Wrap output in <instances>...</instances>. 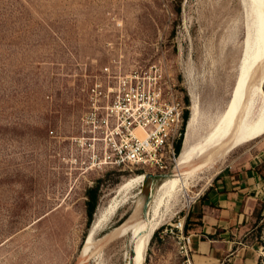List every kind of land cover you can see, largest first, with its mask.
Masks as SVG:
<instances>
[{
  "label": "rangeland",
  "instance_id": "1",
  "mask_svg": "<svg viewBox=\"0 0 264 264\" xmlns=\"http://www.w3.org/2000/svg\"><path fill=\"white\" fill-rule=\"evenodd\" d=\"M246 1L0 0V264H133L134 229L169 177L186 184L160 230L188 213L221 169L260 160L264 177V131L223 156L212 146L188 164L178 165L180 154L168 158L163 168L105 165L104 149L73 141L88 87L104 67L124 74L153 63L165 96L175 93L183 106L187 95L190 105L196 97V139H203L228 109L245 62ZM136 175L144 177L133 197L85 252L98 209ZM98 182L89 225L87 189ZM144 264L186 263L175 238L159 234Z\"/></svg>",
  "mask_w": 264,
  "mask_h": 264
},
{
  "label": "built area",
  "instance_id": "2",
  "mask_svg": "<svg viewBox=\"0 0 264 264\" xmlns=\"http://www.w3.org/2000/svg\"><path fill=\"white\" fill-rule=\"evenodd\" d=\"M157 63L122 74L103 69L88 87V109L80 118V147L104 149L101 163L165 167L177 158L176 143L183 134L184 106L175 93L165 96ZM138 130L143 134L138 135ZM94 159V158H93ZM96 161V158L94 159ZM187 213L160 231L172 235L186 264H193L192 236L186 232ZM259 264H264V248Z\"/></svg>",
  "mask_w": 264,
  "mask_h": 264
},
{
  "label": "bare ground",
  "instance_id": "3",
  "mask_svg": "<svg viewBox=\"0 0 264 264\" xmlns=\"http://www.w3.org/2000/svg\"><path fill=\"white\" fill-rule=\"evenodd\" d=\"M246 5L248 37L245 62L241 68L231 103L226 111L217 116L215 123L212 122L213 125L211 124L203 139L197 141L200 105L196 97H192L191 114L183 147L177 159L178 165L188 164L198 154L206 152L209 147H215L213 153L215 156H223L264 131V0H247ZM249 78L251 86L248 83L243 92L244 82ZM241 105L242 108H240ZM138 131V135L141 136L143 132ZM143 177L144 175H136L122 182L117 186L108 203L98 209L84 247L85 252L92 246L91 243L98 231L111 221L125 203L133 197L132 188ZM185 184L182 177L176 176L169 177L159 186L148 219L139 222L134 229L133 264L145 263L147 250L154 233L171 214V208L178 201L177 195ZM191 201L193 198L187 200L188 204Z\"/></svg>",
  "mask_w": 264,
  "mask_h": 264
},
{
  "label": "crops",
  "instance_id": "4",
  "mask_svg": "<svg viewBox=\"0 0 264 264\" xmlns=\"http://www.w3.org/2000/svg\"><path fill=\"white\" fill-rule=\"evenodd\" d=\"M260 163L221 169L199 193L188 211L193 264H259L264 248L263 236L255 232L264 221Z\"/></svg>",
  "mask_w": 264,
  "mask_h": 264
},
{
  "label": "trees",
  "instance_id": "5",
  "mask_svg": "<svg viewBox=\"0 0 264 264\" xmlns=\"http://www.w3.org/2000/svg\"><path fill=\"white\" fill-rule=\"evenodd\" d=\"M185 103L187 105V108H184V113H183V134H182L181 138H179V140L176 143V153H177V155H179L181 150H182L183 142H184L185 130L187 128V123H188V120L190 118V108H189V106H190V98H189L188 95L185 97ZM98 184H99V182L97 183V185L92 186V187L87 189V193H88L87 214H88V224L89 225L92 223V221L94 219L95 212L97 210L98 189H99V185ZM189 218H190V213L187 214V218H186V232L187 233H189V230H188L189 229V222H190ZM160 228H158L156 230V232L153 235L152 240H154V238H157V236L159 235V233L161 231ZM259 229H261V226L259 227Z\"/></svg>",
  "mask_w": 264,
  "mask_h": 264
}]
</instances>
